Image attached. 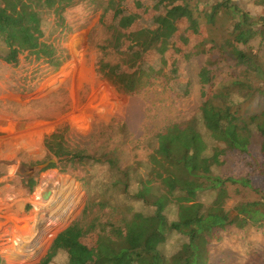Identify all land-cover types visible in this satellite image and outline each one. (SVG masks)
<instances>
[{
    "label": "trees",
    "instance_id": "16d2710c",
    "mask_svg": "<svg viewBox=\"0 0 264 264\" xmlns=\"http://www.w3.org/2000/svg\"><path fill=\"white\" fill-rule=\"evenodd\" d=\"M69 1L0 0V64L66 63L69 41L55 15ZM96 1L106 5L103 45L113 52L118 71L106 78L113 87L129 84L131 71L142 62L141 51L157 31L159 51L146 66L156 67L153 78L177 99L190 96L188 65L195 55L210 58L200 66V87L215 82L217 74L209 69H217L221 59L237 75L231 73L230 87L206 92L193 116L131 142L133 159L119 165L101 160L112 149L100 141L89 152L72 145L66 130L45 136L47 155L31 165L50 162L43 174L75 180L86 201L38 264H208L218 232L264 226L259 202L237 199L238 216L232 221L226 209L229 185L251 196L264 191V104L254 111L245 106L255 99L264 103V0H250L263 9L248 13L229 0L198 1L193 7L188 0ZM219 13L227 15L222 21L229 31L212 43L200 21L214 22ZM136 147L148 155L139 156ZM23 187L34 193L39 181ZM0 264H5L2 257Z\"/></svg>",
    "mask_w": 264,
    "mask_h": 264
},
{
    "label": "rangeland",
    "instance_id": "374dc122",
    "mask_svg": "<svg viewBox=\"0 0 264 264\" xmlns=\"http://www.w3.org/2000/svg\"><path fill=\"white\" fill-rule=\"evenodd\" d=\"M188 1L190 7L196 6L198 1L207 2L211 5L218 2V0ZM219 2H223V0ZM78 3H84L88 6L87 9L89 11L95 13L94 17H97V21H99L98 30L86 33L87 30H90L94 20L93 17L90 18L89 12L83 14L85 17L82 22L89 18L90 21L82 27L79 21L81 15L76 16L74 19L68 16V13L72 11L70 10L71 7ZM229 4L236 9L237 6H242L246 9L244 11L247 13L256 10L262 11L263 9L262 6L253 4L250 0H229ZM105 12L106 5L96 0H71L60 4L55 17L59 19L65 29L66 35L64 39L69 41L68 50L70 56L69 60L62 65L46 63L48 66L45 67L44 65L46 64L41 62L39 64H23L18 68H9L5 64H0V91L9 94L16 88L15 85L31 79L40 70H51L55 75L59 70L72 64L74 60L72 45L74 38H76L75 35L80 37H84L85 35V39L82 37L85 44V51L83 52L84 63L82 65L84 71L79 83H76V77L79 76H75L72 73L69 79L62 82L57 78H51L44 84L34 85V89L40 87L37 90H41L46 85L52 83V91L43 98L44 100H40L37 97L34 98L35 96L31 93L26 95L28 97L24 96L21 99L5 97L3 98L5 101L0 100V112L5 111L13 114V116L5 114L4 118L16 121L17 118L21 117L25 120L28 119L27 117H37L36 124L33 122L30 125V129L32 132L39 133L38 153L18 152L14 157L15 161H11L13 164L14 162H18L21 170H17L11 173V176H8V173H10L7 172L9 161L0 160V190L2 188H14L17 193L22 192L25 194V200L32 201L39 189L31 193V191L24 189L23 185H29L32 181H39L38 188H42L45 177L50 174L57 175L63 179H69L75 188H78V207L75 215L61 229L53 231L41 240L40 243H32L30 253L25 249L23 250V247L27 245H23V241H25L26 237L33 239L35 236L29 234V231L23 232L21 226L9 229V233L3 239L2 249H0V257L5 260V264H38L46 255L55 237L80 216L85 206L86 193L75 180L59 175L57 172L43 174L50 162L38 167L31 165L32 163L43 161L47 155L44 147L45 136L56 131L66 130V138H68L72 145L89 152L100 141L112 149V151L101 157V160L119 165L126 161V159H133L131 148H135V145L131 142L143 141L153 136L154 133L163 131L169 124L180 122L193 116L205 96L208 95L206 92L215 93L224 86L230 87V85H233L232 80H230L231 73L237 75V70L229 72L227 68H224L228 64L225 59H221L217 69H209V72L214 70L217 74L215 82L206 87H200V66L204 65V62L210 58L208 56L195 55L191 59V64L188 65V75L193 79L191 89L187 90L190 91V96L187 98L181 96L177 99L163 82L159 81L158 78H153L154 74H156V67L149 68L146 66L153 59L156 52L159 51L157 48L160 45V31H157L154 38L141 51L142 62L137 69L131 71L129 84L125 87H113L107 82L106 78L111 74L118 73V71L112 62L113 52L107 51L103 45V17ZM237 15L239 16V13L234 12L235 18H237ZM223 17L227 19L226 14L219 13L216 15L214 22H211L207 17L200 21V24L206 27L205 38L210 39L212 43L217 42L222 35L227 34L229 31V26L222 21L225 19ZM253 22L257 21L254 20ZM160 30H163V26H161ZM94 50L102 54L107 68L106 71H100L99 67L97 68L96 63L92 60ZM162 56L161 54L157 64L160 62ZM100 78L115 91L116 96L123 98L121 103L112 104L110 102L104 108L97 107L92 109L88 107L92 96L96 93ZM207 78L208 74L204 76V79ZM263 104L260 102V99H255L245 104V106L249 107L247 108L248 110L254 111L262 107ZM38 109L43 113V118H40L37 114ZM75 113L82 117L83 121H79L82 126L74 125L72 115ZM87 126L92 127L86 128ZM123 127L126 133L122 132L121 128ZM6 137V134L0 132V140ZM113 146L115 147L113 148ZM125 150H129V152H125ZM136 154L141 157L148 155L142 147L137 148ZM53 162L56 161L53 160ZM236 169L237 174H239L243 170V166H238ZM226 189L229 194L226 209L230 221L236 219L238 216L237 199L251 203L259 202L258 205L264 209V191H261L257 196H251L242 192L241 189L237 192V185H229ZM244 205H240L239 208H243ZM26 207L27 212L25 214L29 216L33 211V206L31 203H27ZM103 218L106 221L109 220L106 216H103ZM30 227H33V225L30 224ZM229 229L231 230L226 229L217 233V238L209 247L208 264H264V226L241 232L237 229ZM39 247H42V249L38 250ZM12 250H16L18 253L17 258L10 252ZM38 251L40 252L37 255ZM8 252L10 257H8ZM30 255L32 257L29 260L28 256Z\"/></svg>",
    "mask_w": 264,
    "mask_h": 264
},
{
    "label": "bare ground",
    "instance_id": "6f19581e",
    "mask_svg": "<svg viewBox=\"0 0 264 264\" xmlns=\"http://www.w3.org/2000/svg\"><path fill=\"white\" fill-rule=\"evenodd\" d=\"M87 8L88 6L84 3H78L71 7L70 10L72 11L68 13V16L71 19H74L76 16L81 15L79 19L82 24L81 27L86 25L88 21H90L89 19L93 17L94 20L92 26L89 31H86V33H91L98 30L99 21H97V17H94L95 13H92ZM85 12L90 13V18L82 22L85 17V15L83 16ZM75 36L76 38H74L72 45V52L74 55L72 64L59 70L55 75L51 70H40L31 79L15 85L16 88L13 89L11 93L5 94L4 91H0V100L5 101L3 99L5 97L10 99H14L15 97L21 99L28 93L34 95V98L37 97L40 100H44L43 98L52 91V83L46 85L41 90H37L40 87L34 89V85L44 84L51 78H57L62 82L69 79L72 73L75 76H79L76 77V83H79L81 81L82 72L84 71L82 65L84 63L83 52L85 51V44L83 39H85V35L84 37L82 36L83 39L80 36ZM103 59L101 53H97L95 50L93 51L92 60L102 72L107 70ZM44 66L47 67L48 64ZM122 99V97L116 96L115 91H113L109 85L100 78L96 93L92 96L88 107L92 109L97 107L104 108L110 102L112 104L121 103ZM5 114L13 116V114L5 111L0 112V132L7 135L5 139L0 140V160L4 159L9 161L7 172H10L8 173V176H11V173L21 170L18 162H14V164L11 162L15 161L14 157L18 152L25 153L24 151H26L30 154L38 153L39 133L35 131L32 132L30 129V125L33 122L36 124L37 117H27L28 119L26 120L21 117L17 118L16 121H12L4 118ZM37 114L40 118H43V113L39 109L37 110ZM72 118L74 119V125L82 126V124L79 123V121L82 120L81 116L75 113L72 115ZM88 127L92 126H87L86 128ZM60 178L61 177L53 174L46 176L42 188L38 191L32 201L25 200V194L22 192L17 193L14 188H2L0 190V249H2L3 239L9 233V229L21 226L23 232L29 231V234L35 236L33 239L26 237L25 241H23V245L27 244L23 247V250L25 249L30 253L32 243H40L41 240L46 238L51 232L61 229L66 222L75 215L78 207V188H75L74 184H72L69 179ZM27 203H31L33 206V211L29 216H26L25 214V212H27ZM30 224H32L33 227L29 228ZM40 249H42V247H39L38 250ZM10 252H12L16 258L18 257L16 250ZM39 252L40 251L37 252V255ZM8 257H10L9 252ZM28 257L30 260L32 255Z\"/></svg>",
    "mask_w": 264,
    "mask_h": 264
},
{
    "label": "crops",
    "instance_id": "0c3cea01",
    "mask_svg": "<svg viewBox=\"0 0 264 264\" xmlns=\"http://www.w3.org/2000/svg\"><path fill=\"white\" fill-rule=\"evenodd\" d=\"M38 189L40 190L41 188H38ZM64 230H65V229H64ZM64 230H63V231H64ZM61 232H62V231H61ZM51 233H52V232H51ZM49 248H50V247H49Z\"/></svg>",
    "mask_w": 264,
    "mask_h": 264
}]
</instances>
